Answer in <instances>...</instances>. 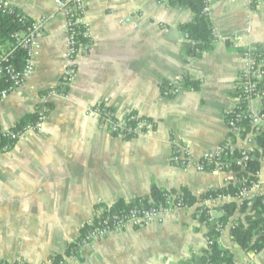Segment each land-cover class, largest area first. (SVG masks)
<instances>
[{
  "label": "crops",
  "instance_id": "obj_1",
  "mask_svg": "<svg viewBox=\"0 0 264 264\" xmlns=\"http://www.w3.org/2000/svg\"><path fill=\"white\" fill-rule=\"evenodd\" d=\"M32 22L44 18L38 34L34 72L25 85L0 100V130H11L41 104L65 70L66 16L54 0H0ZM91 44L79 57L67 96L50 100L44 131L20 139L0 153V262L52 264L65 255L97 213L119 201L150 194L153 187L198 198L190 210L168 216L163 224L126 230L98 243L73 264H201L208 228L196 216L205 204L222 215L225 203L200 200L211 190L238 183L234 172H198L171 163L173 142L187 144L196 158L232 139L233 149L254 148L248 138L233 136L226 116L239 102L235 95L245 60L255 46L264 54V6L249 9L247 0H214L210 21L217 35L214 51L200 57L184 54L181 26L193 21L188 9L165 0H85ZM134 16L139 26L120 24ZM185 74L190 82L173 98L162 85ZM105 104L118 113L137 112L155 127L143 137L124 140L109 134L90 105ZM261 113V100L252 103ZM255 157V156H254ZM264 166V156L260 158ZM264 180V174L260 176ZM241 181V180H240ZM257 195L254 190L251 196ZM224 226L218 244L236 264H264V249L245 251L231 239L244 222L241 204Z\"/></svg>",
  "mask_w": 264,
  "mask_h": 264
},
{
  "label": "built area",
  "instance_id": "obj_2",
  "mask_svg": "<svg viewBox=\"0 0 264 264\" xmlns=\"http://www.w3.org/2000/svg\"><path fill=\"white\" fill-rule=\"evenodd\" d=\"M214 0H205L206 7L204 14L210 16L211 3ZM59 9L65 14L67 20V40L66 48L63 54L65 62L64 73L58 84L46 91L41 98V104L38 105L37 120L28 123L17 130H0V139L4 137L12 143L18 142L20 139L43 132L50 108V100L57 96H67V88L72 82L79 67L78 57L83 50L81 38L91 40V24L87 18V8L85 0H54ZM249 9L259 8L264 6V0H247ZM0 8L11 10L7 4H0ZM134 16H128L120 20V24H130L135 29L139 26L134 23ZM26 18L21 17L19 22L24 24ZM44 20V19H43ZM37 21L32 23L25 31L15 34L13 38L27 52L26 64L22 72L17 70L11 64H0V97L6 98L11 93L19 90L25 85L27 80L34 72L33 59L37 53V37L41 30V23ZM217 38V35H215ZM185 39H188V34H185ZM86 48V47H85ZM245 60L244 68L239 76V85L242 89L245 100L248 102V109L245 113L238 112L236 105L227 113V124L230 127L233 136L240 135L241 127L239 123L243 119H248L252 126V131L249 133L248 144L252 145L254 139L264 132V113H255L252 103L254 100H263L264 90L259 93L257 85L264 81V54L258 47L251 46L242 52ZM8 56V55H7ZM4 57V61L8 62V57ZM185 76L179 75L175 80L164 84L163 96H168L181 93L184 89ZM263 102V101H262ZM264 105V102H263ZM85 114L88 117L100 118L112 135L127 139L143 137L153 130L154 123L137 113L123 111L118 113L105 104L90 105L86 108ZM135 121V124H130ZM230 140L210 153L204 154L200 158H196L190 147L175 140L173 142V153L171 161L174 166L195 169L198 172H232V164L245 168L247 163L254 159L256 150L243 149L239 150L240 156L232 161L227 160V151H231L233 146ZM10 147V145H9ZM9 147L5 146V149ZM227 160V161H226ZM264 174V168L258 173L259 182L252 185L250 188H243L237 194V198L232 195H219L214 199L206 201L210 202H225L232 200L240 203L241 200H250L251 198L264 195V180L260 179L261 174ZM256 190L257 195L252 197V191ZM250 203L249 205H251ZM201 207H207L203 204ZM193 206H188L182 198L173 194H168L163 202H160L151 207H133L126 211L115 212L108 208L101 212L96 217L92 225L87 228L84 234L77 240L72 242V248L69 255L57 264H73L84 258L88 253L96 250L100 241L106 238L121 234L126 230H138L154 224H163L166 218L180 210H190ZM208 208V207H207ZM215 211L210 208L207 210L209 222L213 223L218 232L223 230V225L217 222ZM213 242L208 239V246ZM0 264H11L1 262Z\"/></svg>",
  "mask_w": 264,
  "mask_h": 264
},
{
  "label": "trees",
  "instance_id": "obj_3",
  "mask_svg": "<svg viewBox=\"0 0 264 264\" xmlns=\"http://www.w3.org/2000/svg\"><path fill=\"white\" fill-rule=\"evenodd\" d=\"M165 3L172 8L188 9L193 13V21L181 26V31L184 34H188V39H186L187 41H185L184 44V54L186 57L197 58L205 53L214 51L217 38L215 37L216 33L211 25L210 16L204 14V9L206 7L205 0H165ZM20 16L26 18L16 8L11 10L0 8V64H11L17 72H22L26 64L27 52L18 44L13 36L25 31L34 23L26 18V22L22 24L19 22ZM83 43L88 45L87 40L83 41ZM5 56L8 57V62L4 61ZM189 83L192 84L193 82H190L186 77L184 88H186ZM257 89L259 93L264 90V81L257 85ZM235 95L240 99V102L237 104L238 112L245 113L249 105L245 100L240 85ZM262 101L264 102V98ZM48 107H51L50 104H48ZM36 109L33 114L27 115L12 130L20 129L28 123L35 122L38 117ZM262 113H264V110ZM227 120L228 118L226 117V121ZM130 124H135V121H131ZM239 125L241 127V137L245 138L247 134L251 133L252 126L248 119H243ZM130 139L132 138H127V140ZM257 144L259 145V151L257 150L254 159H251L245 168L232 164L231 170L238 174V183H230L224 189L211 190L202 196L200 200L214 199L219 195H232L237 198V194L243 188H250L252 185L259 182L258 173L264 168L259 161V159L264 156V132L257 136ZM14 145L15 142L12 143V141L1 137L0 153L11 150ZM5 146L9 148L5 149ZM239 152L240 151L237 149L229 151L228 160L232 161L239 157ZM168 194H174V192H168L153 187L149 195L134 199L130 202L119 201L111 207V210L120 212L133 207H151L163 202ZM180 197L188 206H193L198 201V198L187 190H184ZM237 208L238 205L236 201L225 203L222 206V215L217 219V222L223 225V229L224 226L229 223V220L233 217ZM208 209L207 207L198 208L195 214V216L208 228L207 237L213 242L200 257L201 264H236L233 253L230 250H222L220 248L218 238L223 230L218 232L215 225L209 222V217L207 215ZM241 212L245 214V221L236 222L234 224L231 229V239L245 251H255L259 253L264 249V195L255 197L251 205H249L248 200H244L241 204ZM91 225L92 224L85 226L78 238H80ZM71 248L72 244H70L65 255L54 256L52 258V264H57L59 261L63 260L64 257L68 256Z\"/></svg>",
  "mask_w": 264,
  "mask_h": 264
},
{
  "label": "rangeland",
  "instance_id": "obj_4",
  "mask_svg": "<svg viewBox=\"0 0 264 264\" xmlns=\"http://www.w3.org/2000/svg\"><path fill=\"white\" fill-rule=\"evenodd\" d=\"M261 7H263V6H261ZM260 8V7H259ZM13 9V8H12ZM256 9V8H255ZM44 18H41V19H39V21H45V19L43 20ZM43 22L41 23V27H42V24H43ZM90 22V21H89ZM91 24V23H90ZM91 27H92V25H91ZM66 40H67V20H66ZM85 40H87L88 41V45L87 44H84L83 43V41H85ZM81 44H82V47H83V50L81 51V53L82 52H84V48L86 47V48H88L90 45L89 44H91V40L90 39H86V38H81ZM80 57V56H79ZM79 57H78V59H79ZM63 73H64V71H63ZM63 73H62V75H63ZM62 75H61V77H62ZM184 76H185V78L187 77L185 74H183ZM75 79V78H74ZM175 80V79H174ZM75 81V80H74ZM171 81H173V80H171ZM73 83L74 82H72L71 84H70V86L67 88V90L69 91V89L71 88V86L73 85ZM163 88H164V84L162 85V89H161V95H163ZM184 90V89H183ZM12 94V93H11ZM10 94V95H11ZM178 94H180V93H177V94H175V95H171V96H168L167 98H173V97H175V96H177ZM9 95V96H10ZM8 97V96H7ZM6 97V98H7ZM164 97V96H163ZM256 100H259V99H256ZM107 106V105H106ZM109 107V106H108ZM109 108H111V107H109ZM113 109V108H112ZM49 114H50V111H49ZM97 120H98V122H99V124L101 125V127L104 129V130H106L109 134H111V132L107 129V127L104 125V123L100 120V118H97ZM229 127V126H228ZM229 130H230V127H229ZM44 131V130H43ZM247 135H249V134H247ZM117 137V136H116ZM120 138V137H119ZM123 139V138H122ZM133 139H135V138H133ZM124 140H127V139H124ZM131 140V139H130ZM178 141V140H177ZM179 142V141H178ZM227 142V138H226V140L225 141H223L219 146H221V145H223V144H225ZM181 143V142H180ZM188 146V145H187ZM218 146V147H219ZM217 147V148H218ZM191 149V148H190ZM192 151V150H191ZM230 153L227 151V160H228V155H229ZM171 163H172V161H171ZM264 167V166H263ZM255 198V197H254ZM254 198H251L250 200H248L249 201V204L250 203H252V201L254 200ZM240 201V204H242L243 203V201L244 200H239ZM237 203H239V202H237ZM101 214V212L100 213H97V216H99ZM96 216V217H97ZM95 217V218H96ZM95 220V219H94ZM93 223V222H92ZM91 223V224H92ZM78 239V238H77ZM76 239V240H77ZM75 241V240H74ZM255 252V251H254ZM257 253V252H256ZM1 263V262H0Z\"/></svg>",
  "mask_w": 264,
  "mask_h": 264
}]
</instances>
